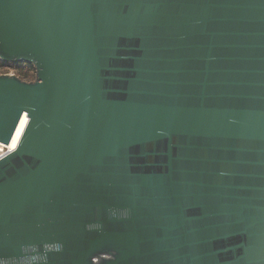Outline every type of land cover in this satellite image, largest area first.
I'll list each match as a JSON object with an SVG mask.
<instances>
[{
	"label": "water",
	"instance_id": "obj_1",
	"mask_svg": "<svg viewBox=\"0 0 264 264\" xmlns=\"http://www.w3.org/2000/svg\"><path fill=\"white\" fill-rule=\"evenodd\" d=\"M0 264H264V0H0Z\"/></svg>",
	"mask_w": 264,
	"mask_h": 264
},
{
	"label": "trees",
	"instance_id": "obj_2",
	"mask_svg": "<svg viewBox=\"0 0 264 264\" xmlns=\"http://www.w3.org/2000/svg\"><path fill=\"white\" fill-rule=\"evenodd\" d=\"M14 71L16 77H18L22 81H32L34 80L35 71L30 64L18 63H3L0 61V71Z\"/></svg>",
	"mask_w": 264,
	"mask_h": 264
},
{
	"label": "bare ground",
	"instance_id": "obj_3",
	"mask_svg": "<svg viewBox=\"0 0 264 264\" xmlns=\"http://www.w3.org/2000/svg\"><path fill=\"white\" fill-rule=\"evenodd\" d=\"M26 123H27L26 116H22V118H21V120L19 122V125H18V127H17V129H16V131L14 133V136H13L11 142H10V144L5 146V147H3L2 151H3L4 154L0 153V157H2L3 155H5V154H7V153H9V152H11V151L16 149V147L18 145V142H19V140L21 138V135L23 133V130L25 128Z\"/></svg>",
	"mask_w": 264,
	"mask_h": 264
},
{
	"label": "rangeland",
	"instance_id": "obj_4",
	"mask_svg": "<svg viewBox=\"0 0 264 264\" xmlns=\"http://www.w3.org/2000/svg\"><path fill=\"white\" fill-rule=\"evenodd\" d=\"M5 71H0V75H3V74H6V75H15L14 74V71H6V73H4ZM34 80H35V74H34ZM34 80L32 81H25V82H33ZM0 153L2 154L3 151H2V148L0 149ZM4 154V153H3Z\"/></svg>",
	"mask_w": 264,
	"mask_h": 264
},
{
	"label": "built area",
	"instance_id": "obj_5",
	"mask_svg": "<svg viewBox=\"0 0 264 264\" xmlns=\"http://www.w3.org/2000/svg\"><path fill=\"white\" fill-rule=\"evenodd\" d=\"M5 146H7V145H3V144L0 143V149L2 148V150H3V147H5Z\"/></svg>",
	"mask_w": 264,
	"mask_h": 264
}]
</instances>
